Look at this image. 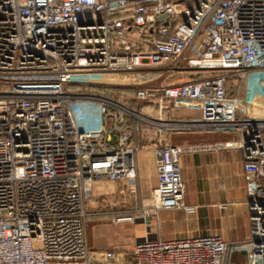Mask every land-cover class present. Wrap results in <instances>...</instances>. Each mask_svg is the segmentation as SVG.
Here are the masks:
<instances>
[{
  "label": "built area",
  "instance_id": "2783aa9c",
  "mask_svg": "<svg viewBox=\"0 0 264 264\" xmlns=\"http://www.w3.org/2000/svg\"><path fill=\"white\" fill-rule=\"evenodd\" d=\"M144 70L157 73L134 88L135 102L200 113L166 126L240 134L229 147L244 157V244L205 236L89 248L94 183L121 179L136 191L132 121L151 124L107 89ZM179 74L197 76L167 81ZM230 78L253 79L264 96V0H0V264H233L235 250L264 264V117L228 97ZM186 150L153 148L155 210L192 212L182 202Z\"/></svg>",
  "mask_w": 264,
  "mask_h": 264
},
{
  "label": "crops",
  "instance_id": "0c3cea01",
  "mask_svg": "<svg viewBox=\"0 0 264 264\" xmlns=\"http://www.w3.org/2000/svg\"><path fill=\"white\" fill-rule=\"evenodd\" d=\"M186 76L191 80L197 75ZM246 83L250 84L248 89ZM227 86L228 97L242 103L248 100L250 113L264 116V104H260L253 79L243 82L230 78ZM122 104L151 122L132 121L137 128L131 139L135 148L133 183L136 191L130 192V182L121 179L94 183L95 203L90 206L86 228L89 248L99 253L126 251L143 241L205 236L244 244L249 238L244 157L241 150L229 147L241 138L240 134L229 130L166 126L199 121L200 113L196 109H162L157 101L138 103L134 96L130 104ZM159 143L187 149L179 163L184 184L182 202L184 207L192 208L191 213L183 209L153 208L152 192L157 183L153 148ZM146 211L150 213L143 214ZM230 261L245 264L240 250L231 254Z\"/></svg>",
  "mask_w": 264,
  "mask_h": 264
},
{
  "label": "rangeland",
  "instance_id": "374dc122",
  "mask_svg": "<svg viewBox=\"0 0 264 264\" xmlns=\"http://www.w3.org/2000/svg\"><path fill=\"white\" fill-rule=\"evenodd\" d=\"M155 72L157 73V71H155V70L152 72L144 70V71L136 73L135 75L134 74H132V75L126 74V75H124L126 78L134 77V80H132L131 82L128 81V83L125 87H121V86L119 87L118 86L116 88H109V89H107V92L110 93L114 97L115 100H118L120 97L121 100L120 99L119 100L122 103H125L126 105L130 104L131 97L134 96V91H133V90H135L134 88L137 86L139 87L141 85L150 83L149 81L154 79V77L156 75ZM188 79L189 78L186 76V74H179V75H174L172 77H169L167 79V81L170 83H176V82L186 81ZM160 82H161V80H155L154 84L155 83L159 84ZM245 87H246V89H248L250 87V84L246 83ZM229 91H231V89H229ZM258 91H259L258 97L260 99V104H264V96L261 94V91L259 90V88H258ZM121 93H123V94L121 95ZM230 94H232V93H230ZM252 115L256 116V117H264V116H261L257 113H254V112Z\"/></svg>",
  "mask_w": 264,
  "mask_h": 264
},
{
  "label": "water",
  "instance_id": "95a60500",
  "mask_svg": "<svg viewBox=\"0 0 264 264\" xmlns=\"http://www.w3.org/2000/svg\"><path fill=\"white\" fill-rule=\"evenodd\" d=\"M163 18H165V16L160 17V20L163 19Z\"/></svg>",
  "mask_w": 264,
  "mask_h": 264
}]
</instances>
